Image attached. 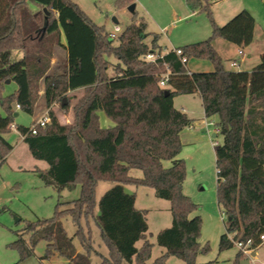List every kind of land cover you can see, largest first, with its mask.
Masks as SVG:
<instances>
[{"label":"trees","instance_id":"1","mask_svg":"<svg viewBox=\"0 0 264 264\" xmlns=\"http://www.w3.org/2000/svg\"><path fill=\"white\" fill-rule=\"evenodd\" d=\"M133 3L118 0L116 7ZM209 16L213 34L208 40L178 48L180 56L170 52L163 60L147 62L144 56L160 49L159 36L153 35L151 48L143 21L135 19L111 39L105 26L97 25L73 0H0V166L14 149L5 135L15 123V106L34 115L44 90L46 107L60 104V112L71 113L73 122L62 124L59 111L51 109L50 123L37 134L33 135L30 127L18 125L17 130L32 157L48 164L43 172L46 185L59 195L81 186L80 198L59 202L51 219L28 222L23 235L12 244L20 251L21 261L45 241L43 259L58 255L68 264H91L93 253L100 256L101 264H168L172 256L196 264L198 254L207 252L208 247L200 243L202 219L193 216L199 207L183 193L186 166L178 156L183 148L181 133L192 120L175 107L179 95L197 94L206 117L217 118L216 127L224 137L215 151L217 198L232 221H227L220 250L234 245L228 233H236V240L244 243L251 241L252 250L263 243L264 53L251 72L226 70L214 41L222 39L246 48L253 43L256 20L247 10L224 26H219L210 12ZM61 32L67 39V56L64 67L53 72ZM17 50L23 57L12 60ZM111 57L117 62L112 63ZM183 57L188 62L208 60L214 70L189 75ZM164 63L171 75L167 87L161 88ZM8 80L16 83L17 90L5 96ZM80 89V98L70 95ZM100 112L112 126H101ZM166 161L172 162L168 168ZM132 170L142 171L143 177L131 176ZM103 181L114 186L97 202V187ZM127 185L151 188L158 198L171 203L172 226L157 235L165 253L153 262L149 211L137 208L136 194L129 193ZM67 218L77 227L75 237L84 253L77 250L74 237L64 228ZM92 221L107 256L94 245ZM24 234L33 235L30 243ZM245 256L239 250L237 263Z\"/></svg>","mask_w":264,"mask_h":264},{"label":"rangeland","instance_id":"2","mask_svg":"<svg viewBox=\"0 0 264 264\" xmlns=\"http://www.w3.org/2000/svg\"><path fill=\"white\" fill-rule=\"evenodd\" d=\"M73 1L97 25L105 26L110 33L114 32L115 26L124 29L135 19L145 22L147 33L150 34L146 43L152 48L153 35H158L157 46L160 49L156 51H161L164 55L173 48L178 49L208 40L213 34L209 12L219 26H224L239 12L247 10L256 16L260 27L259 33H261V29L264 31V0H134L136 4L135 13L128 11L130 5L118 9L116 7L118 0ZM31 7L37 11V14L41 15L36 6L32 5ZM113 18H116L119 23L115 24ZM219 43L226 44L228 42L221 40ZM216 48L225 56L224 66L231 68L229 61H227V55H224L223 46L217 44ZM234 54L235 51L228 55L234 56ZM12 60H15L14 56ZM54 60L52 71L56 72L58 68L64 67L65 54L59 52ZM110 61L112 63L117 62L114 57H111ZM188 68L193 71L209 68L213 71L214 66L208 60L191 59ZM15 88L16 83L10 85L8 91L14 93ZM4 95L6 96L7 93ZM70 95L80 98L82 91L72 92ZM174 103L178 110L186 108L190 112L189 116L195 120V127L192 129L188 127L185 130L186 137H189L190 140H185V143H182L183 148L178 159L183 160L186 166L183 193L198 205L199 210L193 216L199 215L203 222L201 246L208 247L207 252L198 254L196 264H238L239 248L235 244L230 249L220 250L221 237L227 233L228 217L219 207L217 198L215 151L224 141L223 135L219 133L216 127L217 118L206 117L199 96L179 95L175 97ZM51 109L59 111V120L62 124L73 122L71 113L60 112V104H54ZM51 109L47 108L44 99L39 97L34 115L21 113L24 120V125L21 126L30 127L32 118L49 114ZM214 134L217 136L213 137ZM5 137L9 143L15 145L20 139V134L17 130L12 129ZM44 165L46 163L34 159L28 147L23 144L0 166V264H68L65 258L58 255L51 259H43L47 249L45 241L39 242L34 254L24 261H21L20 251L12 246L23 235L28 222L51 219L59 202L69 203L81 196L80 185L72 190H64L61 195L53 186L46 185L42 170ZM164 165L168 168L172 162L166 161ZM130 174L138 178L143 177L142 171L139 170H132ZM113 186L112 182H100L96 192L97 202ZM126 188L137 193V207L149 211L147 217L149 239L154 244L150 262H153L165 253V249L158 245L157 235L162 230L172 226L171 203L158 198L151 188H137L130 185H127ZM63 224L68 235L74 237L77 250L84 253L79 239L75 237L77 227L72 219H64ZM91 228L96 249L107 256L108 250L101 240L100 231L94 221L91 222ZM23 238L30 243L33 235L24 234ZM141 244L140 242L138 246ZM257 253V258H255L256 255H246L244 261L249 260L250 264H264V243L257 248ZM101 262L100 256L95 253L91 255V264H101ZM168 264L186 263L172 256L168 259Z\"/></svg>","mask_w":264,"mask_h":264},{"label":"crops","instance_id":"3","mask_svg":"<svg viewBox=\"0 0 264 264\" xmlns=\"http://www.w3.org/2000/svg\"><path fill=\"white\" fill-rule=\"evenodd\" d=\"M252 14V13H251ZM256 20V26H255V32H254V40H253V43L246 47V48H239L237 47L236 45L234 44H231V43H226V44H223V43H219L222 39H216L213 43V46L215 48V50L218 52V54L221 56V58L224 60V57L223 54L220 53V51L217 50L216 48V45L217 44H221V46H223L224 48V55H227V61H229V64L231 66V63L233 61H236L238 62L239 66L238 67H231L232 69H237V70H232L231 68H226L225 66V69L228 70V71H247V72H251L261 61V56L262 54L264 53V31H262L261 29V33H259V22L256 18V16L254 14H252ZM119 23V22H118ZM117 23V24H118ZM60 40H61V48H59L58 50V53L59 52H63L65 54V58L67 56V48H68V43H67V39L65 37V35L63 34V32H61V37H60ZM227 42V41H226ZM173 49H176V48H173ZM172 49V50H173ZM171 51H168L166 54L172 52ZM235 51V54L234 56H230L228 55L229 53H233ZM240 52H242L240 54ZM165 54V55H166ZM13 56L15 57V60H19L23 57V52L20 51V50H17L13 53ZM55 60H53V64H54ZM189 63V62H188ZM188 63H187V70H189L191 73H199V72H212L209 68H207V70H200V69H196L195 71L191 70L190 68H188ZM54 66V65H53ZM214 70V68H213ZM52 71V70H51ZM12 84H15L14 82H11L10 84H7L6 85V88H5V92L4 93H7V95H10L12 94L11 91H8V87ZM17 90V85H16V88H15V91ZM77 91H82L81 89L80 90H77ZM75 91V92H77ZM43 94H44V90H41L40 92V97L41 99L43 98ZM198 96L197 94H193V95H190V96ZM188 96V95H187ZM44 99V98H43ZM175 105V103H174ZM15 109H16V106H15ZM178 109V108H177ZM180 110H182L184 113H186L188 115V117L192 120V124L191 126H189L190 129L194 128L195 125H194V119L192 117L189 116V113L186 108H181ZM16 113H17V117L16 120H15V123L13 126L16 127L15 130H17V126L18 125H24V120L22 119L21 117V113L22 111L20 110H17L16 109ZM2 114H4V112L1 110ZM36 112V111H35ZM192 113V112H191ZM44 116V115H43ZM43 116L41 117H34L31 119L30 123L33 125L36 121H38L40 118H42ZM22 119V120H21ZM100 122H101V126L102 127H109V126H112V122L105 116V114L103 113H100ZM13 129V128H12ZM14 130V129H13ZM186 130V129H185ZM185 130L181 133V142L184 144L185 143V140L186 141H189L190 138L189 137H186V132ZM17 132L20 134V132L17 130ZM186 137V138H185ZM11 144V143H10ZM23 144H25V146L28 147V145L24 142V136H22L20 134V139L18 141V143H16L15 145H13L14 149L13 151L11 152V154H13L16 149L18 147H21ZM29 149V148H28ZM10 154V155H11ZM10 155L8 156L7 160L9 159ZM46 163V162H45ZM49 168L48 164L46 163V165H44V167L42 168L43 171H46L47 169ZM126 190L129 192V193H135L133 190H130V189H127ZM136 194V206H137V193ZM139 208V207H137ZM139 209H142V208H139ZM139 244V243H138ZM137 244V245H138ZM263 244V243H262ZM261 244V245H262ZM260 245V246H261ZM259 246V247H260ZM254 254L256 255L255 258H257L258 256V253H257V249L254 250L252 253H251V256H254ZM250 264V262H249Z\"/></svg>","mask_w":264,"mask_h":264},{"label":"built area","instance_id":"4","mask_svg":"<svg viewBox=\"0 0 264 264\" xmlns=\"http://www.w3.org/2000/svg\"><path fill=\"white\" fill-rule=\"evenodd\" d=\"M121 31H122V29L119 26H115L114 32L110 33V38L115 39L117 37V35L121 33ZM172 52L176 53L179 56L182 55V51L180 49H173ZM241 53L242 52H240V54ZM164 57H165V55L162 54L161 52L151 51L144 56V60L147 62H157L159 60H163ZM182 63L187 67V63H188L187 58L183 57ZM238 66H239V64L236 61H233L231 63V67H238ZM164 68H165V70L161 74L160 82H159V85L161 88L167 87L168 81H169V78L171 75V71L169 69V66L166 63H164ZM187 73L189 75H191V72L189 70H187ZM16 109L20 110L21 107L19 105H16ZM49 122H50V117H49V114L47 113L42 118H40L38 121H36L33 125L30 126V132L33 135L37 134L38 130L41 128H45ZM12 128L16 129L15 126H12ZM227 237H228L229 241H231L233 244H235L239 248V250H242L245 255L251 256V253L254 251L251 249V241L244 243L240 240H236V238H235L236 233H228ZM261 240L264 243V235L261 236Z\"/></svg>","mask_w":264,"mask_h":264},{"label":"water","instance_id":"5","mask_svg":"<svg viewBox=\"0 0 264 264\" xmlns=\"http://www.w3.org/2000/svg\"><path fill=\"white\" fill-rule=\"evenodd\" d=\"M135 8H136V4L133 3L132 5H130V6L128 7V11H129L130 13H135ZM113 22H114L115 24H117V23H118V20H117L116 18H113ZM6 83H7V84H10L11 81L8 80ZM166 94L168 95L169 93L167 92ZM65 104H66V101H65ZM15 117H17V113H15ZM216 136H217V134H214V135H213V137H216ZM228 221H229V222L232 221V218H228ZM249 262H250L249 260H246V261H242L241 264H249Z\"/></svg>","mask_w":264,"mask_h":264},{"label":"bare ground","instance_id":"6","mask_svg":"<svg viewBox=\"0 0 264 264\" xmlns=\"http://www.w3.org/2000/svg\"><path fill=\"white\" fill-rule=\"evenodd\" d=\"M254 256H255V254H254Z\"/></svg>","mask_w":264,"mask_h":264}]
</instances>
